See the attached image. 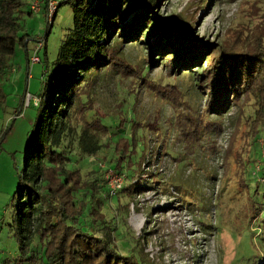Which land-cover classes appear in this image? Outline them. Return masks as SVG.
I'll use <instances>...</instances> for the list:
<instances>
[{"label": "trees", "instance_id": "trees-1", "mask_svg": "<svg viewBox=\"0 0 264 264\" xmlns=\"http://www.w3.org/2000/svg\"><path fill=\"white\" fill-rule=\"evenodd\" d=\"M40 1V11L47 18L49 0ZM217 1L206 0L202 10ZM159 2L76 0L72 4L73 24L58 46L50 71L45 72L42 90L35 93L36 114L8 222L18 244V254L4 264H150L141 252H136L140 240L131 236L126 223L122 220L119 226L112 222L113 218L107 220L102 211L106 197L111 195L101 184L102 175L109 169L128 177L129 182L121 192L130 198L151 189L154 183H161L159 174L148 170L151 164L147 160L149 152L142 124L127 109L115 117H102L90 107L89 89L101 72L125 68L128 71L124 73H133L136 83L145 82L141 65L131 66L121 56L124 46L149 50L147 57L142 58L145 67H154L152 64L160 61V67L170 65L171 74L198 75L192 94L199 97L200 90H205L209 100L197 118L186 112L174 117L173 125L181 127L183 135L201 136L203 140L210 125L221 124L222 114L229 112V102L238 106L237 118L233 120L236 130L223 162L227 167L224 177L245 189L251 210L249 223L261 230L254 233L258 234L260 249L264 247V187L260 191V184L264 183L254 181L250 173L258 162L264 178V146L259 143L260 137L264 141V0L252 2L250 14L245 15L248 18L240 28L232 29L233 39L208 45L191 34L193 16L162 17L158 13ZM32 14L30 0H0V76L13 67L9 60L18 48L23 49L29 65L28 42L32 34L25 24ZM47 33L48 29L41 48L45 47ZM195 46L198 53L192 59L173 58L176 53L188 55ZM165 58L167 62H163ZM200 62L205 63L202 73L193 68L198 67L193 64ZM147 85L152 87L151 83ZM156 91L163 98L172 94L169 96L172 99L173 93H180L178 88L174 92L165 85ZM25 95L21 98V109ZM2 98L0 92V102ZM79 123L77 147L93 157L105 146L108 157L102 158L108 163L107 168L96 164L83 171L75 164L77 157L66 148ZM99 130L109 135L105 143H98L94 137ZM168 136L170 132L157 133V144L149 160L159 161L157 154L166 153ZM235 141L239 147L233 150ZM145 164L147 169L143 170ZM143 172L150 176L143 178ZM136 175L142 179L133 182ZM251 181L255 184L253 189ZM251 233L245 238L254 241ZM119 248L123 251L119 252ZM260 253L252 250L245 259L256 261Z\"/></svg>", "mask_w": 264, "mask_h": 264}, {"label": "rangeland", "instance_id": "rangeland-1", "mask_svg": "<svg viewBox=\"0 0 264 264\" xmlns=\"http://www.w3.org/2000/svg\"><path fill=\"white\" fill-rule=\"evenodd\" d=\"M54 1L60 4L53 19L49 15L56 6L53 1L48 4L47 18L40 11L41 1L36 3L39 6L38 13L26 18L25 26L32 34L28 42L29 65L26 64L23 49L18 48L9 60L13 67L0 76V92L3 95L0 102V264L18 254V244L9 230L8 222L17 197L18 176L24 166L25 150L36 114L34 105H37L38 98L35 93L42 90L45 72L50 71L58 46L73 24L72 4L76 0ZM253 1L218 0L202 10L206 0H160L158 13L162 17L181 14L187 19L193 16L191 34L197 41L208 45L233 39L232 29L240 28L239 25L248 18L245 15L250 14ZM47 29L45 47L38 52L41 62H33V49L37 44L35 40L43 39ZM122 51L121 56L131 66L136 63L141 65V76L145 82L139 85L137 80L136 83L133 73H124L128 71L125 68L114 67L101 72L89 89L90 107L102 117H115L127 109L129 115L142 124L149 152L147 160L151 164L148 170L156 171L161 183H154L151 189H145L130 198L123 195L124 191L121 192L122 187L129 182L125 173L112 169L105 171L101 184L111 194L106 197L102 209L105 218H113L112 222L115 221L119 226L122 220L126 223L131 236L140 240L136 252H141L150 264H264V254H261L264 253V247L260 249L258 234L256 236L254 233L261 230L249 223L251 210L248 199H245L246 191L234 180H225L224 177L227 167L223 162L236 130L233 120L237 118L238 106L230 105L229 102V112L222 114L221 124L210 125L203 140L201 136H185L180 131L181 127L173 125L176 120L174 117L179 112H186L193 119L197 118L209 100L205 90H200L199 97L192 94L198 75L171 74L168 72L170 65L160 67V61L152 64L154 67H145L142 58L147 57L149 50L144 48L124 46ZM197 51L195 46L188 55L176 53L173 58L190 60ZM166 60L163 59V62ZM193 65L198 66L193 67L195 72L202 73L201 68L205 63ZM148 83L152 87L147 88ZM162 85L174 92L178 88L181 94L173 93L175 99L169 97L172 94H169V98H163V94L156 91ZM24 93V107L21 109ZM33 97L37 98L36 103L30 101L34 100ZM27 100L30 105H27ZM19 108L20 113L17 112ZM182 119L187 126L190 125V121L184 117ZM204 119L207 117L204 116ZM80 131L79 123L66 148L77 157L75 164L82 167L83 171L94 168L96 164L100 168H107L108 163L102 158L104 155L108 157L105 146L93 157L82 153L77 147ZM137 131H140V127ZM95 132L98 143L108 140V134L100 130ZM168 132L170 136L166 138V153L157 154L159 161L149 160L157 144V133ZM259 143L264 146L261 137ZM238 147L239 142L235 141L233 150ZM258 164L250 173L254 181L264 183ZM146 169L147 164L143 166V170ZM141 176L146 179L150 175L143 172ZM142 177L136 175L133 182ZM250 183L251 189L255 188L254 182ZM262 187L264 184H260V191ZM249 232H253L254 241L245 238ZM252 250L261 252L260 257H253L256 261L250 257L245 259ZM122 251L119 248V252Z\"/></svg>", "mask_w": 264, "mask_h": 264}, {"label": "built area", "instance_id": "built-area-1", "mask_svg": "<svg viewBox=\"0 0 264 264\" xmlns=\"http://www.w3.org/2000/svg\"><path fill=\"white\" fill-rule=\"evenodd\" d=\"M52 1L55 2L54 0H49V3L48 4H50V2H52ZM36 3H40V1L39 0H31L30 1V9H31L32 13H34V14H37L38 13V10H39V6ZM55 4H57V2H55ZM54 8L56 9V6H54ZM55 9L50 12V14H49L50 15V19L52 18L53 14L55 12ZM36 43L37 44H36L35 48L33 49V56H32L33 57L32 58V61L33 62H39V57H38L37 52L42 47V39L37 40ZM33 98H34V100L31 99L30 101H32L33 103H36L37 98L36 97H33ZM26 103H27V105H29L30 102H28V100H27Z\"/></svg>", "mask_w": 264, "mask_h": 264}, {"label": "water", "instance_id": "water-1", "mask_svg": "<svg viewBox=\"0 0 264 264\" xmlns=\"http://www.w3.org/2000/svg\"><path fill=\"white\" fill-rule=\"evenodd\" d=\"M52 18H53V16H52Z\"/></svg>", "mask_w": 264, "mask_h": 264}]
</instances>
